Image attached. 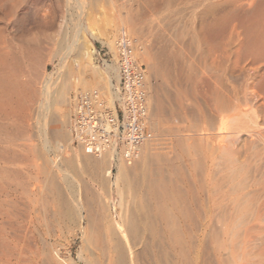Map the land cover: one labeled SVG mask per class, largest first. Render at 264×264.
<instances>
[{
  "label": "bare ground",
  "instance_id": "1",
  "mask_svg": "<svg viewBox=\"0 0 264 264\" xmlns=\"http://www.w3.org/2000/svg\"><path fill=\"white\" fill-rule=\"evenodd\" d=\"M9 1L8 3L7 0H0V12H3V17L9 15L6 22V33H4L6 35L3 36L4 38L0 35V112L9 119L18 118L20 122L18 121L16 128L11 124L17 134H23L28 129L26 125L31 112L29 114V111L25 110H29V105L36 99L38 92L43 96V100H39L36 106L38 118L40 114L44 116L49 112L51 115L49 117L53 120V115L49 111L52 104L58 100L65 101L64 91L60 88L55 90V92L58 91L55 96V93L49 90L47 79L40 84L41 87L37 86L35 78H37L38 68L43 60H50V57L56 56L59 58V66L62 67L66 58L72 56L71 63L80 64L81 83L86 87L89 86L74 93L71 113L67 110L65 114V131L63 132L59 126L52 127L56 136L64 137L66 141L65 143L56 141L54 146V151L58 152L55 153L56 157L60 155L59 164L52 159L49 170L42 171L43 183L46 185L47 189H45L48 190L49 197L41 202L44 214L54 219L61 228L69 227V225L79 228L85 220L86 226L83 231L81 230L83 232L81 247L85 249L83 244L85 242L88 246V248L86 246L88 253L81 258L84 264H206L208 254L212 258L210 260H214L216 264H255L261 261L263 263L264 69L257 93H254L255 91L249 94L243 93V96L239 97L228 84L230 73L235 66L241 63V60H244L239 57L232 60L228 51H220L216 46L229 20L237 16V10L231 6L232 2L228 0H149L151 3H161L163 10L167 12L161 20L174 30L172 33L180 43V40L184 38V29L175 28L180 20L178 19L180 16L176 18L175 15L181 14L180 11L182 9L184 11L183 7L188 4L193 8L200 7L199 31L202 37L199 44L196 43L195 51L188 50L187 53H183L181 50H175L173 53L166 54L165 49L167 48L164 47H161L159 51L163 69L167 70L171 64L177 73L185 78L191 90L204 97L210 107V112L219 120V125L213 128L215 132L208 133L205 142L198 141L197 143L196 139L195 143L193 142L194 145L197 143L196 146H192L179 139L178 147L181 153L189 152L192 146L197 149L193 152L198 151V155H201L200 159L196 158L200 164V177L191 173L192 183L187 184L188 181L181 187L174 182L175 179L168 171L164 173L159 162L163 158L169 161V157L162 156L149 147V136L141 139L132 147L124 145L117 147L115 143L110 148L105 147L98 153H91L87 152L80 143L75 144L71 133L74 105H76L79 94L98 93L107 97L114 116H116V103L123 105V96L119 88L117 42L122 32L130 36L126 26L132 33L137 34L140 30L138 29L140 19L133 16L117 18V22L124 23L126 26L119 28L114 41L103 42L116 57L114 64L113 61L109 63L103 60L106 71L112 73V76L108 75L105 78L103 71L87 69V60L84 57L89 54V44L92 46V43H85L86 46L80 53L76 51L78 49L76 46L79 44H77L78 39L73 38L74 36L70 40L62 39L55 43L53 40L47 41L48 46H44L46 43L45 41L43 45L44 39L35 35L36 33L35 36L30 35L32 28H24L25 17L33 19L34 27L40 26L38 21H42L41 24L46 23L47 21H44L50 19L53 14V1L59 2V0ZM252 1V10L242 14V21L246 23L245 31L247 32L244 54L247 53L246 55L250 57L248 61L251 66L259 63L253 67L256 73L261 69L262 63L260 62L264 61V0ZM76 3L79 7L83 4L79 0ZM5 6L7 10L4 9ZM225 6L228 7L225 8ZM220 9L222 10L219 13ZM19 12L23 16H19ZM91 30V37L99 39ZM174 37L171 39L173 40ZM136 41L133 40L134 50L138 49L137 44L134 46ZM137 52L142 56L144 51L142 49ZM160 72L162 73L161 69ZM85 74L89 76L87 79L84 77ZM146 74L143 81L145 106L141 119L145 130L146 124L150 129L153 127L152 123L155 124L149 112L151 101L146 84L148 78ZM112 77L115 78L116 85ZM103 86H107L108 94L103 89L101 90ZM155 106L159 109L160 103H155ZM69 143L78 150L79 155H71L72 148ZM10 144L13 145L11 142ZM15 151L9 146L3 147L0 150V160L12 164L16 161L21 162L24 156L20 154L22 156L20 157L18 151L17 153ZM23 161L25 162L24 158ZM170 161L173 162V158ZM111 163L116 164L119 179L121 178L128 186L136 187L143 184L146 193L144 195L151 200L134 204L133 210L131 207L132 212L129 210L130 213L123 216L120 227L115 225L111 212L105 211L104 207L103 210L92 215L90 211L94 210L89 209V205L85 204L86 199H81L79 190L74 189L75 186L71 185V179L69 180L64 174L68 168L72 170L77 168L94 179H100L101 171L105 167L104 172L108 176L105 181L109 186L111 184ZM28 166L29 164L21 169L22 172L20 171L23 176L27 177L20 182L25 193H31L28 189L30 185ZM196 168L194 172L199 169L197 166ZM17 171L19 170L16 169L15 172ZM57 171L63 175L56 176ZM86 201L88 203V200ZM29 211L31 212V209ZM9 218L8 212H0V233H5L4 236H8L12 241L15 235L9 234L6 231L7 226H4ZM207 243L209 246L206 247ZM13 250L14 247H11L7 252L11 254Z\"/></svg>",
  "mask_w": 264,
  "mask_h": 264
},
{
  "label": "rangeland",
  "instance_id": "2",
  "mask_svg": "<svg viewBox=\"0 0 264 264\" xmlns=\"http://www.w3.org/2000/svg\"><path fill=\"white\" fill-rule=\"evenodd\" d=\"M76 1L77 0L53 1V14L50 19L44 21H47L44 23L45 25L41 24L42 21H38L40 22V26L34 27L35 23L33 19L25 17L24 28H32L30 35H37L42 40L44 39L43 45L46 41L44 46H48L47 41L50 42L53 40L55 43L62 39L70 40L74 36L73 38L78 39L77 44H79V46H76L79 50L76 49V51L80 53L84 50L86 46L85 43H92V46L89 44V54L84 57V59L87 60V69L101 70L105 78H107L108 75L112 76V73L106 71L103 60L105 59L109 63L113 61L114 64V62L116 63V57L110 48L103 42L107 40L114 41L118 35L119 28L126 26L124 23L120 24V22L116 21L118 17L120 18L121 16V18H125L133 16L139 18L140 22L138 23V29L140 30L137 31V34L135 32L132 33L128 26H126V29L130 32V36L133 40H137L134 46L137 44L138 49L133 50L134 57L145 66V74L147 73L146 76L148 77L146 84L149 100L151 101L149 112L151 114V120L155 122V124L152 123V129L146 124V130L148 132L151 130L149 132V147L162 156L167 155L169 161L173 158V162H169L167 158H163V160L159 162L161 163L159 165L164 169V173H167V171L169 172L172 178L175 179V183L181 185V187L188 181L187 184L192 183L191 173L196 177H200L201 174L200 164L198 163V159H200L201 155H198V151L193 152V150H197L192 148L194 145L193 142L196 139L197 143L205 142L204 140L206 137L210 133L215 132L213 128L219 125V120L210 112V107L204 97L191 90L185 78L179 75L171 64L167 67V70L163 69L159 51L161 47L167 48L165 49V51L167 50L168 52H166V54H169V52L173 53L175 50H181L183 53H187L188 50L195 51L196 43L199 44L202 37L199 31L200 7H197V9L188 4L183 7L185 9L184 11L183 9L180 11L182 15H175V17L178 15L180 16H178L179 18L176 17L180 20L177 23V25H179L175 26V28L179 27L180 29L181 27L182 30L184 29V38L180 40V43L179 40H176L174 37V30L161 20L167 12L163 10L160 2H156L155 4V2L151 3L149 0H79L83 2L82 6L79 7ZM228 1H231V6H234L237 10V16L229 20L226 25L227 27L223 30L224 32L222 31L223 34L221 33L219 36L216 46L220 51H228L227 53L230 54L232 60L238 57L244 59L243 61L241 60L238 66L234 67L235 69L230 73L228 81L229 86L236 91L239 97H242L243 93L249 94V92L253 93L254 91V93H257V88L261 81L260 79L263 78L264 61L260 62L262 63L260 71L254 73L253 67L259 63L251 66L248 61L250 57L246 55L247 53L244 54L247 32L245 31L246 23L242 21V14L252 10L251 4L253 1ZM7 2L9 3L10 1L7 0ZM119 3H123V5L120 6ZM227 7L225 6V8ZM4 9L7 10L6 6ZM221 10L222 9L218 12L220 13ZM2 13L3 12H0V35L4 38L3 36L6 35L4 34L6 33V22L9 15L7 14L3 17ZM19 16H23L21 12H19ZM80 21L81 23H79ZM90 30L91 32L93 31L99 39L92 38ZM1 31H3V33H1ZM172 35L174 37L173 40L171 39L173 38ZM185 40L188 42L187 45L185 44L186 42H184ZM167 41L168 43H166ZM189 41L192 42L189 43ZM164 42L166 44H163ZM176 46H179V48ZM53 47H56V45H53ZM142 49L148 55L146 53L144 55V52L142 56L138 54L139 52L137 51ZM72 58V56L66 58L65 64L62 67L59 66V58L56 56L50 57V60H43L38 68L37 78H35L36 80L34 79L38 87H41L40 84L47 79L49 90L52 93L54 92L55 96L58 94V91L55 92V90H59L60 88V90L62 89L64 91L65 101L61 102L55 100L57 103H53L54 105L52 104L49 110L50 114L53 115L54 121L49 117L51 116L49 112L44 116L40 114V119L37 117L36 106L39 100H43V96L39 92L36 99L30 103L29 110H25L29 111V114L31 112L29 116L30 119H28L26 125V129L27 127L28 129L25 133L17 134L16 129H14L20 122L17 117L9 119L4 113L0 112V150L3 147L7 148V146H9L15 149L16 153L18 151L19 156L20 154L24 156H20L22 157L21 162L16 161L13 162V164L4 163V160H0V212L9 213L10 218L6 221L4 226H7L6 231L9 234L12 233L15 235L11 241L8 236H4L5 233H0V264H69L70 262L72 264H84L81 258L85 257L88 253L86 242L83 243L85 249L81 247V242L83 240L82 231L86 226L85 220L79 228L74 225H69V227L63 226L61 228L55 223L54 219L44 214L41 205V202L47 200L45 198L49 197L46 185L43 183L44 177L42 171L49 170L48 167L51 166L50 162L52 159L55 160L56 163L60 161V155L58 154L59 156L56 157L55 153L58 152L56 150L54 151V146L56 141L59 143H65L66 141L64 137H57L52 127L59 126L62 128L61 130H63V132L65 131V114L67 110L71 113V103L74 93L79 89L81 90L89 87L81 83L82 75L80 64L71 63ZM84 77L87 79L89 76L85 74ZM112 80L116 85L114 77H112ZM148 84L150 85L148 86ZM102 89L105 93H109L107 86H103L101 90ZM178 93H180L179 96L177 95ZM155 103H160L159 109L155 106ZM152 116H154V118ZM11 124L14 128L11 127ZM205 125L206 127L204 128ZM210 126L211 128H207ZM14 130L15 132L13 133ZM179 139L186 144L192 145L189 152H180L181 150L178 147ZM10 142L13 143V145L10 144ZM196 144L194 146H196ZM69 146L72 148L71 155H79L78 150L74 149L72 144L69 143ZM196 160H198V162ZM17 163L18 165H16ZM28 164L30 172V174H28L30 183L28 189H30L31 193H25L22 186H20V182L24 181L25 178L27 179V177L23 176V173H21V169ZM13 166L15 167L14 169ZM60 166L65 168V166ZM196 166L199 169L194 172ZM104 168L105 167H103L101 171L102 177L100 179H94L86 172L83 171V173L77 168L73 170L68 168L64 174L67 175L69 180L71 179V185H73V187L75 186L74 189L76 188V191L79 190V195L80 197L82 196L81 199L88 200V203H86L87 201L85 200V204L87 206L89 205V209L94 210L90 211L92 215H95L97 211L100 212L104 207L105 211L108 210L111 212L115 225L120 227L123 216L130 213V211L132 212L135 207L134 204L145 203L148 200V202H150L151 200L144 195L146 193L143 184H139L136 187L128 186L121 178L119 179L117 173L118 169L114 163H111V184H109L110 187L107 186L105 180L108 176L106 175L107 173L104 172ZM16 169L19 170L17 171L18 175L15 172ZM55 175L61 177L63 173L58 172ZM35 178L38 179L36 180ZM144 196L145 198L147 197V200ZM141 198L144 201H141ZM29 209H31V212ZM84 214H86L85 211L83 212V215ZM12 230L14 232H12ZM207 246H209L208 243L206 244V247ZM11 247H14V250L9 254L7 250L8 248L11 249ZM210 259L212 258H210L208 254L206 264L215 263L214 260ZM255 264H264V262L262 263L261 261Z\"/></svg>",
  "mask_w": 264,
  "mask_h": 264
},
{
  "label": "built area",
  "instance_id": "3",
  "mask_svg": "<svg viewBox=\"0 0 264 264\" xmlns=\"http://www.w3.org/2000/svg\"><path fill=\"white\" fill-rule=\"evenodd\" d=\"M117 46L123 105L116 103V116L111 111L109 99L102 94H79L74 105L71 133L75 144L80 143L87 152L98 153L115 143L117 147H132L150 135L141 124L145 106V68L133 56V40L128 34H120Z\"/></svg>",
  "mask_w": 264,
  "mask_h": 264
}]
</instances>
